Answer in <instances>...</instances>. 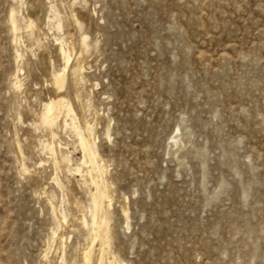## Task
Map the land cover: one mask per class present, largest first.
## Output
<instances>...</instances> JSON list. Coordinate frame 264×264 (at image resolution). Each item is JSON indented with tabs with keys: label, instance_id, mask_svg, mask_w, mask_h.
Instances as JSON below:
<instances>
[{
	"label": "rangeland",
	"instance_id": "1",
	"mask_svg": "<svg viewBox=\"0 0 264 264\" xmlns=\"http://www.w3.org/2000/svg\"><path fill=\"white\" fill-rule=\"evenodd\" d=\"M87 263L264 264V0H0V264Z\"/></svg>",
	"mask_w": 264,
	"mask_h": 264
},
{
	"label": "bare ground",
	"instance_id": "2",
	"mask_svg": "<svg viewBox=\"0 0 264 264\" xmlns=\"http://www.w3.org/2000/svg\"><path fill=\"white\" fill-rule=\"evenodd\" d=\"M63 56H64V54H63ZM65 57V59H67V57L66 56H64ZM57 75V74H56ZM60 76H62V75H60ZM62 80V77H61V79H60V81ZM58 83H59V81H58ZM60 89V88H59ZM63 99V98H62ZM61 103V102H60ZM58 105V104H57ZM52 108L50 107L49 108V111L51 110ZM67 109V108H66ZM54 110V109H53ZM52 111V110H51ZM54 112V111H53ZM54 119V118H53ZM52 119V120H53ZM45 121V120H44ZM47 123H49V122H47ZM52 123H53V121H52ZM43 124H45V123H43ZM88 125V124H87ZM47 127V126H46ZM80 138H82L81 136H80ZM83 139V138H82ZM79 142V141H78ZM82 142H84V141H82ZM89 161H91V160H89ZM93 165V164H92ZM89 169H91V168H89ZM90 177H92V176H90ZM94 177V176H93ZM96 178V177H95ZM92 179V178H91ZM90 179V180H91ZM95 184H96V182H95ZM96 186H98V185H96ZM97 194H99V193H97ZM94 197H92V199H93ZM97 198H99V195H98V197ZM94 200V199H93ZM100 202V201H99ZM94 203V202H93ZM98 203V202H97ZM105 203V202H104ZM95 206V205H94ZM93 206V207H94ZM99 207V206H98ZM93 210H94V208H93ZM99 210V209H98ZM92 223L93 224H95L96 223V221H95V214H93L92 215ZM94 236H95V234H94ZM101 248V247H100ZM88 251V250H87ZM85 255H87V254H85ZM86 259V258H85ZM89 261V260H88ZM85 262H87L86 260H85ZM88 264V263H87Z\"/></svg>",
	"mask_w": 264,
	"mask_h": 264
}]
</instances>
